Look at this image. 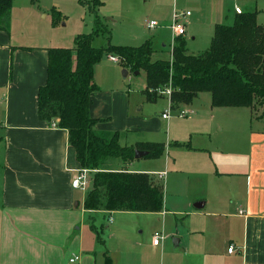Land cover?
<instances>
[{
    "label": "crops",
    "instance_id": "1",
    "mask_svg": "<svg viewBox=\"0 0 264 264\" xmlns=\"http://www.w3.org/2000/svg\"><path fill=\"white\" fill-rule=\"evenodd\" d=\"M179 1L150 0V10L159 20L168 22L165 25L170 29L173 10ZM207 1L184 0L183 3L192 12L183 37L190 54H193L190 46L198 39L193 33L203 31L202 24L194 25L190 20L195 9L200 10ZM228 1L226 10L209 20V37L203 46L206 50L211 47L217 25H233L236 6L243 12H257V22L264 26V0ZM36 8L33 2L29 3L17 21L11 18L7 31L0 30V264H66L74 254L81 257L78 264H97L96 256L87 252V212L90 227L103 249L102 264H106V258L113 264H264V118L249 108H213L212 97L208 114L195 113L197 116L190 119L194 113L186 110L190 121L180 131L171 127L173 114L170 119L162 117V122L168 123L171 142L164 144L162 157L151 160H162L172 147L181 154L188 152L192 156L186 159L189 163L173 166L178 173L188 172L193 176L198 190L186 197L177 210L170 209L166 195L162 212L86 210V196L80 201L79 191L72 187L74 170L81 166L70 146L69 132L39 118L38 94L48 78L49 49L59 44L53 30L44 31L36 25L40 20ZM192 26L195 29L192 28L191 34ZM155 40H151L155 51L153 61V57L161 60L167 48L163 42L157 48ZM173 45L174 42L172 48ZM201 53L199 50L193 55ZM102 94L99 89L91 96L90 114L94 119L109 115L103 114L98 105ZM166 100L171 112L194 105L195 101L174 107L171 99ZM145 105L138 110L144 111ZM231 121L236 123L233 136L229 131ZM101 126L95 127L100 136ZM120 139L123 147L154 143L135 138L126 139L129 142L125 145ZM111 160L120 166L115 170L106 168ZM138 161L125 164L122 159L109 158L102 168L111 172L145 173L164 186L157 181L167 180V169L142 170ZM135 164L137 169L131 170ZM166 164H171L170 159ZM199 202L204 203L203 209L194 207ZM171 214L175 219L170 220L168 227ZM154 215L161 216L159 223L163 220L169 229L158 246L153 243L156 232L149 243L139 232L142 229L144 233V228L149 226L147 216ZM98 220L101 223L97 226ZM232 245L235 250L231 253ZM73 249L76 251L70 254Z\"/></svg>",
    "mask_w": 264,
    "mask_h": 264
},
{
    "label": "trees",
    "instance_id": "2",
    "mask_svg": "<svg viewBox=\"0 0 264 264\" xmlns=\"http://www.w3.org/2000/svg\"><path fill=\"white\" fill-rule=\"evenodd\" d=\"M14 0H0V30L10 27ZM96 16L95 31L75 38L74 49H49L48 78L39 90V118L53 127L69 132L70 146L75 150L81 168L98 170L92 174V186L85 198V209L107 212H162L164 186L150 175L104 171L109 158L130 163L135 150L149 152L158 159L166 146L146 143L136 148L123 147L116 133L110 140L98 135L99 119L90 114L91 96L99 91L95 67L105 53L117 55L133 72H146L145 94L148 101L158 99L157 92L171 84L173 106L191 104L201 93H210L213 108L263 109L264 118V26L257 22V12L236 16L233 25H217L211 47L199 55L188 52L187 42L176 39L173 60H152L153 44L147 40L139 47L96 48L93 42L108 30L99 17L103 0H78ZM106 264H113L106 258Z\"/></svg>",
    "mask_w": 264,
    "mask_h": 264
},
{
    "label": "rangeland",
    "instance_id": "3",
    "mask_svg": "<svg viewBox=\"0 0 264 264\" xmlns=\"http://www.w3.org/2000/svg\"><path fill=\"white\" fill-rule=\"evenodd\" d=\"M88 0H84L87 2ZM104 5L98 9L99 17L108 30V34H101L96 37L93 46L96 48H107L109 45L114 47H139L143 45L147 40L156 41L155 45L160 47L162 42L166 44L167 48L163 54V60H170V52L172 50V44L174 42V33L165 25L168 22L159 20L154 12H152L150 0H103ZM242 2H252L251 0H239ZM34 3L39 12L40 20L36 24L41 30H53L55 32L56 41L59 47L55 48H67L74 49L75 38L79 35H90L95 31L96 16L87 7L82 6L78 0H14L13 8L11 12V18L14 22L22 16L23 10L29 3ZM219 2V3H217ZM184 0H180L176 8L180 11H190L183 7ZM230 5L228 0H208L205 2L200 10L195 9L194 17L191 22L195 24H202L203 31L193 33L197 35L198 39L190 46V51L193 54H198V51L204 52L207 47L205 46V40L209 37V20L215 18L216 15H220ZM147 21H155L159 24V28L155 30H149L147 28ZM189 21V20H188ZM197 21V22H196ZM12 19L10 20V23ZM200 27V26H199ZM194 26L191 27L190 32L192 34ZM195 29V28H194ZM190 35V34H189ZM161 36V37H160ZM191 36V35H190ZM162 39L163 41H161ZM183 39V37H182ZM162 47V46H161ZM204 48V49H203ZM115 55V54H114ZM107 53L104 54L102 60L95 67V78L97 86L102 92V96L98 101L100 109L103 114L108 116L104 119H99L102 125L101 136L110 140L116 132L121 138L123 144H128L126 139L130 141L138 138L139 141H154V143H169L168 140V123H163L162 113L165 108H168V102L166 98H169L163 93L164 89H160L157 92V101L146 100V72L141 71L139 75H136L130 67L125 66L124 61L120 63H113L109 60ZM117 56V55H115ZM154 61H156L155 57ZM173 60V59H172ZM124 71L128 72V75H124ZM170 85V84H169ZM165 98V99H160ZM210 93H204L194 101V105L182 106L179 109H174L173 119L171 121L172 129L180 131V127L190 121L191 117L194 118L197 115L203 116L210 112ZM145 105V110L140 111L139 106ZM173 106V105H172ZM177 107V106H174ZM193 111L194 114L188 116H181L182 111ZM241 111L243 110H230ZM247 111V110H244ZM263 109L257 106L255 114L261 115ZM195 113L197 115H195ZM233 113V112H231ZM246 113V112H245ZM148 121V122H147ZM178 127H177V126ZM230 136L235 134L234 126L236 123L231 121ZM128 128H131L129 131ZM133 131V132H131ZM153 143V142H151ZM178 149L171 148L170 153L162 158L160 161L151 159H142L137 163L138 168L142 170H168L169 176L167 180L157 181L160 184H164V192L168 198V204L171 210H177L183 205V200L193 195L197 189V181L188 172L180 174L176 171L177 167L184 165L186 159L190 160L192 156L188 155V152L181 154ZM184 151V150H180ZM186 151V150H185ZM168 156V158H167ZM167 159H170L171 164L167 165ZM189 163V161H186ZM177 164L174 167L173 164ZM106 168L115 170L118 168L116 160H111L107 163ZM137 169V164L131 167V170ZM205 183V180L202 184ZM88 192L79 191V199L83 202ZM150 224L139 230L140 237L146 243L153 242V233L169 234L167 227L163 224V220L159 223L158 218L161 216H147ZM175 217L171 214L168 215V227L170 220H174ZM90 214L86 213L85 223V235L87 240V252L93 257L96 256L97 264H102V246L98 242V238L89 224ZM99 221V220H98ZM101 221L97 224L100 225ZM89 227V228H88ZM90 233V235H89ZM148 241V242H147ZM227 248V247H226ZM77 249V248H76ZM76 250H72L74 252ZM226 251V250H225ZM93 252L96 253L92 254Z\"/></svg>",
    "mask_w": 264,
    "mask_h": 264
},
{
    "label": "built area",
    "instance_id": "4",
    "mask_svg": "<svg viewBox=\"0 0 264 264\" xmlns=\"http://www.w3.org/2000/svg\"><path fill=\"white\" fill-rule=\"evenodd\" d=\"M236 14L240 15L243 13L242 9L238 6H236L235 8ZM192 12L191 11H180L176 8H174L173 10V15H172V21H171V25H170V29L172 30V32L174 33V46L176 45V39L180 38V37H185L186 33H187V21L189 19V17H191ZM147 28L150 30H155L157 28H159V24L155 21H147ZM173 48L171 50V57L173 59ZM110 60L116 63H120L121 60L118 56L115 55H110L109 56ZM171 59V60H172ZM172 86L171 84L168 85L163 93L166 94L169 99H171L172 97ZM171 111H172V107L171 105L169 106V108L163 113L162 117L164 119H170L171 117ZM188 111H182L181 112V116H188ZM75 175L73 177L72 180V187L75 190L78 191H82V192H87L89 191V189L92 186V174L98 172V170H91V169H86V168H79L77 170H74ZM111 221V219H110ZM164 239L163 233H156L154 236V245L158 246L161 244L162 240ZM235 250L234 245L229 247V252H233ZM80 255L78 254H74L72 255L66 264H78L80 262Z\"/></svg>",
    "mask_w": 264,
    "mask_h": 264
},
{
    "label": "water",
    "instance_id": "5",
    "mask_svg": "<svg viewBox=\"0 0 264 264\" xmlns=\"http://www.w3.org/2000/svg\"><path fill=\"white\" fill-rule=\"evenodd\" d=\"M136 75H139L140 72H135ZM124 75H127V71H124ZM149 156V152L148 151H145V150H140V149H136L135 150V159L136 160H140V159H144V158H147ZM194 207L196 209H203L204 207V203L203 202H199V203H196L194 205ZM175 243L176 244H179L178 243V240H175Z\"/></svg>",
    "mask_w": 264,
    "mask_h": 264
}]
</instances>
